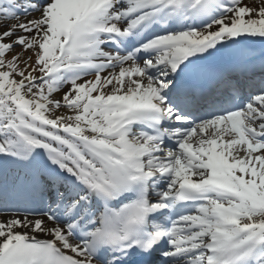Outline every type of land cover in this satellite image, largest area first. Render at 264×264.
Listing matches in <instances>:
<instances>
[{"label": "snow or ice", "instance_id": "1", "mask_svg": "<svg viewBox=\"0 0 264 264\" xmlns=\"http://www.w3.org/2000/svg\"><path fill=\"white\" fill-rule=\"evenodd\" d=\"M0 264H264V0H0Z\"/></svg>", "mask_w": 264, "mask_h": 264}]
</instances>
